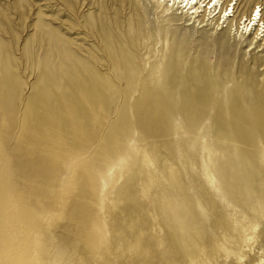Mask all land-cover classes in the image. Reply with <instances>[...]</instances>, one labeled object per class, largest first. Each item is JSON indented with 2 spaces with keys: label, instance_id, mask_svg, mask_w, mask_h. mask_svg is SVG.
I'll return each instance as SVG.
<instances>
[{
  "label": "rangeland",
  "instance_id": "374dc122",
  "mask_svg": "<svg viewBox=\"0 0 264 264\" xmlns=\"http://www.w3.org/2000/svg\"><path fill=\"white\" fill-rule=\"evenodd\" d=\"M220 4L263 27L264 0ZM199 23L0 0V264H264V38Z\"/></svg>",
  "mask_w": 264,
  "mask_h": 264
},
{
  "label": "bare ground",
  "instance_id": "6f19581e",
  "mask_svg": "<svg viewBox=\"0 0 264 264\" xmlns=\"http://www.w3.org/2000/svg\"><path fill=\"white\" fill-rule=\"evenodd\" d=\"M149 1L155 7L161 8L164 11L169 12V15L174 16V18L176 20H178L179 22L183 21L184 27H191V26L193 27L195 24H197V21L200 20V23L197 25L198 29H204L205 30L208 27H212V29H214V32H217L218 36L221 35V33L225 32V30L223 31V29H227L228 27H230V30H231V27H235L234 31H235L236 35H233V37H231L229 30L226 33L227 40H226L225 44L231 50H232V48H234L235 45H238L242 39H249V41L251 39L248 49L250 51H255L258 47H260V45H259L260 41H261L260 37L262 36L264 38V35H261L264 32V23L262 24L263 27L260 30H259V28L252 29V28H254V25L257 24L260 27V23H262V14H260L261 11L260 12L255 11V8L252 9L249 16L245 15L246 13H243L240 17H238V16L236 17V11H235L236 4H234L231 9L227 10V8H226L223 11L222 5L220 4V0H209V2L207 4H205L206 0H149ZM194 3L195 4L198 3V6H192V4L194 5ZM204 4L206 6H204ZM207 5H208V7H207ZM209 5H210V7H209ZM168 6L170 8H167ZM179 11H180V13H178ZM253 14H254V18L252 20L251 17L253 16ZM247 18L248 19L250 18V19L248 20ZM234 19H237V20H236V22L233 23ZM251 21L253 23H251ZM134 26H139V25L134 24ZM134 28L138 30V27H134ZM258 32H260V34H258ZM137 37H138V35H136V37H134L135 39L132 37L129 42H132V41L138 42ZM259 51H261V52L264 51V48H263V50H259ZM259 57H260V59L257 60L256 62H254V64L257 67L264 65L263 58L261 56H259ZM134 60L135 61L137 60V58L135 56H134ZM135 61L132 62L134 68H136V66H135L136 62ZM172 67H173V69H172L173 75L171 76V79H169V81H166L164 79V81H166V85L169 87L170 86L172 87L175 85L174 84L175 79H176V76L178 75V69H177L176 64L173 63ZM134 68L130 73H127V75L129 77H126L124 75H120V77L123 78L122 82H124L126 84H130L129 82H131L132 80L137 81V78L133 77V73L135 71ZM195 72H197V71H195ZM180 75H181V73H180ZM198 75H200V77H198L197 75H194L193 77H191L192 78L191 80L193 82H196V80L198 81L199 78H201L202 74L199 73ZM167 76L170 77V75H167ZM201 79H203V78H201ZM195 85L196 84H194V83L192 85H190V83H189L188 86H184V88H182V90L180 89L182 91L180 93H183L182 95H185V94H187V95L188 94L203 95L205 90L204 91L203 90H198V91L196 90L195 91V88H197ZM128 86H130V85H128ZM194 86H195V88H194ZM172 88H174V87H172ZM147 89H148V91L150 90L149 86ZM151 90H157V89L153 88ZM209 90H211V89H209ZM121 91H123V89H121ZM167 92H170V91H167ZM210 92H212V91H210ZM206 93L207 92H205V94ZM200 95L197 97L200 98ZM167 96H169V95H167ZM164 98H166V97H164ZM200 99L201 100L203 99L202 101L206 100V99L204 100L203 97ZM204 103L205 102H203V105H204ZM194 106H196V105H193V107ZM203 107H202V109H205Z\"/></svg>",
  "mask_w": 264,
  "mask_h": 264
}]
</instances>
